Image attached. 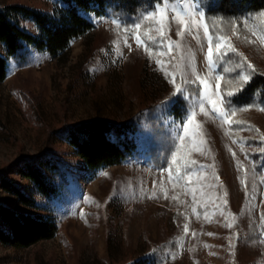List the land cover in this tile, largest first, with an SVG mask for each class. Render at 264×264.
<instances>
[{
  "label": "rangeland",
  "instance_id": "obj_1",
  "mask_svg": "<svg viewBox=\"0 0 264 264\" xmlns=\"http://www.w3.org/2000/svg\"><path fill=\"white\" fill-rule=\"evenodd\" d=\"M0 4L54 16L60 7ZM91 18L95 27L67 54L33 49L26 64L11 60L0 82V173L27 186L8 166L46 151L61 157L66 176L54 199L32 190L38 210L0 186V201L59 224L55 237L29 247L0 242V264H134L170 241L163 264H264V239L239 240L262 220L264 104L237 108L223 87L229 70L245 82L249 69L264 68V10L236 18L228 35L211 32L201 0ZM179 99L184 107L173 114ZM96 118L136 121L138 153L96 172L84 168L59 131Z\"/></svg>",
  "mask_w": 264,
  "mask_h": 264
},
{
  "label": "trees",
  "instance_id": "obj_2",
  "mask_svg": "<svg viewBox=\"0 0 264 264\" xmlns=\"http://www.w3.org/2000/svg\"><path fill=\"white\" fill-rule=\"evenodd\" d=\"M201 1L205 7L208 26L215 35L232 33L235 20L239 16L264 10V0ZM59 2L57 16L25 4H0L2 46L0 82L8 77L10 61L26 64L33 49L57 57L67 54L76 38L95 27L91 15H115L122 18L135 16L142 10L154 9L165 0H59ZM27 22L33 23L35 32L26 25ZM249 72L251 77L245 82L235 74V70H229L223 80L227 97L237 108L260 102L264 104V68L257 66L253 70L249 69ZM179 101L180 108L176 109L175 106L172 109L173 114L182 112L184 100ZM139 127L134 120L117 123L96 118L73 123L60 130L59 135L75 150L84 168L96 172L122 164L138 153ZM251 141L255 145L259 143L257 140ZM8 169L26 179L29 185L22 186L3 171V174L0 173L1 188L14 195L23 206L33 210L40 209V205L32 190L51 200L61 193L62 184L66 182L63 160L52 152L43 151L19 156L10 163ZM263 169L264 167H261L259 172L264 180ZM261 215V222H252L245 231L241 229L243 235L240 241L250 244L264 239V207ZM58 231L59 224L54 216L42 212L21 211L0 201L1 243L14 248H25L41 240L55 237ZM172 244L170 241L158 245L147 260H140L134 264H163Z\"/></svg>",
  "mask_w": 264,
  "mask_h": 264
},
{
  "label": "snow or ice",
  "instance_id": "obj_3",
  "mask_svg": "<svg viewBox=\"0 0 264 264\" xmlns=\"http://www.w3.org/2000/svg\"><path fill=\"white\" fill-rule=\"evenodd\" d=\"M220 47H222V45H217V49H219ZM211 55H212V49L211 47H209V59H211ZM245 79L247 78L245 77Z\"/></svg>",
  "mask_w": 264,
  "mask_h": 264
}]
</instances>
